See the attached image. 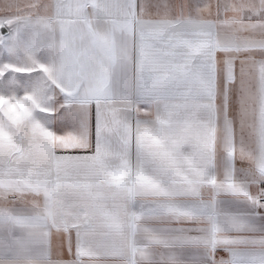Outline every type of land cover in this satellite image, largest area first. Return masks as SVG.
Segmentation results:
<instances>
[{
	"label": "snow or ice",
	"instance_id": "6c2138e0",
	"mask_svg": "<svg viewBox=\"0 0 264 264\" xmlns=\"http://www.w3.org/2000/svg\"><path fill=\"white\" fill-rule=\"evenodd\" d=\"M0 264H264V0H0Z\"/></svg>",
	"mask_w": 264,
	"mask_h": 264
}]
</instances>
